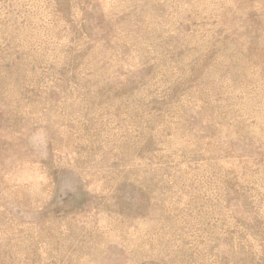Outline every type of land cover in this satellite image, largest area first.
<instances>
[{
	"label": "rangeland",
	"instance_id": "obj_1",
	"mask_svg": "<svg viewBox=\"0 0 264 264\" xmlns=\"http://www.w3.org/2000/svg\"><path fill=\"white\" fill-rule=\"evenodd\" d=\"M0 264H264V0H0Z\"/></svg>",
	"mask_w": 264,
	"mask_h": 264
}]
</instances>
